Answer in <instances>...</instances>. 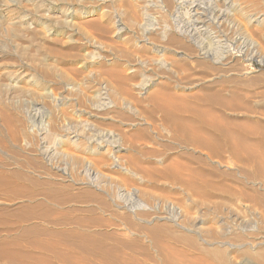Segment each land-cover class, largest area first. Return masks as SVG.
Returning <instances> with one entry per match:
<instances>
[{
	"label": "rangeland",
	"instance_id": "obj_1",
	"mask_svg": "<svg viewBox=\"0 0 264 264\" xmlns=\"http://www.w3.org/2000/svg\"><path fill=\"white\" fill-rule=\"evenodd\" d=\"M213 1L0 0V264H264V0Z\"/></svg>",
	"mask_w": 264,
	"mask_h": 264
},
{
	"label": "bare ground",
	"instance_id": "obj_2",
	"mask_svg": "<svg viewBox=\"0 0 264 264\" xmlns=\"http://www.w3.org/2000/svg\"><path fill=\"white\" fill-rule=\"evenodd\" d=\"M147 1H153V0H147ZM210 1V0H209ZM214 1H217V0H214ZM212 2L211 3V7H212V9H211V11H213V9H214V5L213 4H215V2ZM146 2V1H145ZM179 2V1H178ZM182 2V1H181ZM185 3V2H184ZM199 3H201V0H191V6L192 7H189L190 9H191V12H192V16L193 17H191V15H190V12H189V14L188 15H190V18H189V24H188V29H190L189 31H194V32H200V31H203V30H201L199 27H201V26H203L204 25V23L206 22V20H205V18L207 17V11H206V9L204 10V8L203 7H201V5L199 4ZM223 4H222V6L221 7H215V8H219L218 9V12H219V15H221V16H223V13H225V11H227L226 9H228L229 7H231V5H228L229 4V2L228 1H226V2H222ZM190 4V3H189ZM202 4V3H201ZM145 5V4H144ZM151 5V4H150ZM216 5V4H215ZM220 5V4H219ZM147 6H148V4H147ZM149 7H152V6H149ZM186 7V6H185ZM208 7H209V5H208ZM146 9V8H145ZM210 9V8H209ZM210 11V10H209ZM216 11H214V13H215ZM217 12V13H218ZM227 13V12H226ZM186 14V15H187ZM210 14H213V13H211L210 12ZM204 15H206V17L204 16ZM215 15V14H214ZM213 16V15H212ZM216 16V15H215ZM214 16V17H215ZM214 17H212L213 19H217L218 20V16H216V18H214ZM224 17V16H223ZM223 17H222V19H223ZM220 18V17H219ZM187 19V18H186ZM208 19V18H207ZM187 21V20H186ZM216 21V20H215ZM188 22V21H187ZM209 22V21H208ZM219 22V21H218ZM220 22H222V21H220ZM186 25V24H185ZM206 25V24H205ZM208 25V24H207ZM199 26V27H198ZM202 28V27H201ZM187 29V28H186ZM207 29V28H206ZM151 30H152V28H151ZM147 31V30H146ZM153 31H154V29H153ZM188 31V30H187ZM196 34V33H195ZM202 34V33H201ZM188 35V34H187ZM191 35V34H190ZM189 35V36H190ZM199 35V34H198ZM198 35L196 36V37H198ZM194 36V35H193ZM195 37V38H196ZM203 38L205 37V36H202ZM199 38H201L200 36H199ZM203 40V39H202ZM172 98V97H171ZM174 98V97H173ZM176 100V99H175ZM164 113L166 114V120L167 121H169L170 123H171V125H172V127H173V130L176 132V139L178 138H180V135H178L179 133H177V132H179L180 130H182L181 128H182V126L184 125L185 126V128H186V126H188V125H185L186 123H184V122H182V120L180 119V117H179V110L177 109V107H174L173 105H172V103L171 102H169V101H166L165 103H164ZM164 114V115H165ZM203 114V113H202ZM199 115L198 117H200V116H203V115ZM195 115V118H197L198 119V117H196L197 116V114H194ZM165 118V117H164ZM229 123H232V121H230V120H227ZM169 123V124H170ZM202 123H203V120H202ZM205 123V122H204ZM203 126H205V125H203ZM207 126V125H206ZM190 127V126H189ZM184 128V127H183ZM184 128V129H185ZM192 128V127H191ZM187 129H188V127H187ZM190 129V128H189ZM199 129V128H198ZM181 132V131H180ZM255 134V133H254ZM174 135V136H175ZM177 139V140H178ZM182 139V138H181ZM261 139H263V138H261ZM187 142H189L188 140H186ZM262 141V140H261ZM264 141V140H263ZM245 145V144H244ZM243 145V146H244ZM256 145H257V143H256ZM246 146V145H245ZM244 146V147H245ZM242 148L243 149V151H245L247 148ZM246 147H248V145L246 146ZM253 147H256V146H253ZM259 147V146H258ZM259 149H262V148H260L259 147ZM262 151H263V149H262ZM1 164V163H0ZM4 165L2 164V168H1V166H0V170H2L4 167H3ZM3 170H5V169H3ZM4 172V171H3ZM2 172V173H3ZM1 173V174H2ZM5 173V172H4ZM9 174V173H8ZM12 174V173H11ZM5 175V174H4ZM4 175H2V176H4ZM13 175V174H12ZM1 175H0V177H2ZM14 177V176H13ZM4 178V177H3ZM2 179V178H1ZM2 181V180H1ZM9 183V182H8ZM7 183H5V185H6ZM2 185H4V184H2ZM1 185V186H2ZM4 185V186H5ZM6 186H8V185H6ZM152 238V237H151ZM154 239H155V236L153 237ZM5 239V238H4ZM5 240H7V239H5ZM9 242V241H8ZM154 242V241H153ZM153 242H152V246H153ZM5 241H1V244L2 245H4L5 246ZM7 243V242H6ZM11 243V242H10ZM1 244H0V247H1ZM15 244V243H14ZM8 245H9V243H8ZM161 245V244H160ZM10 246H13V245H11L10 244ZM154 246L158 249L159 248V244L157 243V240H155V243H154ZM2 248H3V246H2ZM6 248V247H5ZM7 248H9V247H7ZM68 249V248H67ZM148 249V248H147ZM147 249H145L144 250V252L145 251H149V250H147ZM70 250V249H69ZM161 252H162V250H161ZM107 253H109L108 251L105 253V251L104 250H102L101 252H100V260H98L99 261V263L100 264H117V262L119 261L121 264H125V263H135V264H138V262L136 261V259L132 256V255H130L128 258H126V259H122V257L120 256V255H116V254H113V253H109V254H107ZM148 253V252H147ZM146 254V253H145ZM164 254H167V255H173V256H175V255H181V252L179 251V250H177V249H175V248H173L172 246H170L169 248H165V251H164ZM60 256V255H59ZM108 256H111L112 257V259H111V257H108ZM61 259L62 258H59V260L61 261ZM109 259H111V260H109ZM63 260V259H62ZM161 260V259H160ZM64 261V260H63ZM183 261V260H182ZM68 263L70 262V263H72V261H67ZM76 262V264H90V261L88 260V259H86V258H84V257H82V256H80V258H79V260H77V261H75ZM64 263H66L65 261H64ZM74 263V262H73ZM164 264H165V261H164ZM188 264H191V263H188Z\"/></svg>",
	"mask_w": 264,
	"mask_h": 264
}]
</instances>
